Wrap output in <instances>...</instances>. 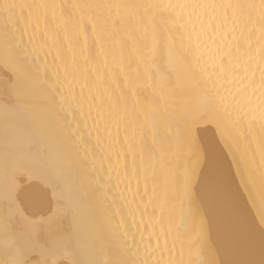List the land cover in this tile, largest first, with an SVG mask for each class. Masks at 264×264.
<instances>
[{
    "label": "bare ground",
    "instance_id": "obj_1",
    "mask_svg": "<svg viewBox=\"0 0 264 264\" xmlns=\"http://www.w3.org/2000/svg\"><path fill=\"white\" fill-rule=\"evenodd\" d=\"M0 264H264V0H0Z\"/></svg>",
    "mask_w": 264,
    "mask_h": 264
},
{
    "label": "snow or ice",
    "instance_id": "obj_2",
    "mask_svg": "<svg viewBox=\"0 0 264 264\" xmlns=\"http://www.w3.org/2000/svg\"><path fill=\"white\" fill-rule=\"evenodd\" d=\"M14 5L4 4L3 7L8 9ZM7 57L12 64L11 76L14 83V87L11 91L7 92L5 95H10L15 92L18 101L22 102L26 107L31 108L34 104V89L37 84L41 87V96L47 98L55 94V89L57 85L55 83H49L47 79L41 80L39 73L30 72L27 68L20 64L19 57L13 52L12 46L9 42V37L6 35L4 38V49L2 60ZM72 121L69 120L68 124L71 125ZM43 128V125H41ZM75 130H68L66 132L67 139L70 141L73 137ZM184 138L188 139V134H183ZM40 175L47 182L49 189L51 191L59 190L58 176L57 174L49 169H41L39 171ZM183 197L186 200H191V174L186 172L184 176L183 184Z\"/></svg>",
    "mask_w": 264,
    "mask_h": 264
}]
</instances>
